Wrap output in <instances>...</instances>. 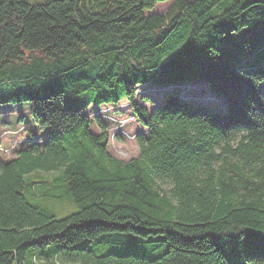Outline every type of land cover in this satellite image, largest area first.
<instances>
[{
  "label": "trees",
  "instance_id": "16d2710c",
  "mask_svg": "<svg viewBox=\"0 0 264 264\" xmlns=\"http://www.w3.org/2000/svg\"><path fill=\"white\" fill-rule=\"evenodd\" d=\"M167 1L0 0V104L47 131L0 153V264H264V0ZM121 102L147 131L126 163L84 113Z\"/></svg>",
  "mask_w": 264,
  "mask_h": 264
},
{
  "label": "rangeland",
  "instance_id": "374dc122",
  "mask_svg": "<svg viewBox=\"0 0 264 264\" xmlns=\"http://www.w3.org/2000/svg\"><path fill=\"white\" fill-rule=\"evenodd\" d=\"M175 1L176 0H168L167 2L159 4L154 12L165 14ZM188 1L192 2L194 0ZM148 85L149 87L140 86L138 88V93L153 94V92H156L152 97L155 105L152 106L153 103H144L139 99L137 100L141 104L148 107V109H153L161 102L162 91L166 90L169 87H162L158 83V81H152ZM181 85L186 86L183 88L184 92L186 88H193L194 86L195 88H197L196 91H193L194 95H200L205 98H207L206 96H210L216 99L217 101L203 102L204 105L210 107L213 111L223 112L225 110L224 97L209 90L205 81H197L194 80L193 77H190L188 81L182 82ZM201 88H204V90L202 91ZM260 89L264 91L263 84L260 85ZM29 104V102L20 101L19 99L12 100L9 103L0 104V138L2 139V143L6 146V148H9V154H3V157H1L3 161L14 157L15 154L13 153L12 148L20 147L28 138L27 135L33 136L35 139L39 140L46 139L47 131L41 129L34 123L29 113ZM92 106L88 107V114L90 118L97 117L100 119V122L94 123L92 131L97 135L103 134L105 132L107 133L108 140L105 146L106 151L113 157L125 163L136 158L139 153L136 141L137 135H147V131L132 116V113L126 106V104L124 102H121L118 107H114L112 104H103L97 108H94ZM86 112L87 109H85L84 113ZM18 114H22L24 116L23 124L27 127L26 132L21 133L11 130L13 129V125L10 124V120L14 123V125H16L14 126V128H17V126L19 125V122L17 123L19 117ZM21 134L24 138L21 137ZM21 140L22 142H19ZM36 176V172L31 173L30 177L32 179V182H34V180L39 181V179L43 177L42 175L39 177ZM30 177L25 176L26 182L30 181ZM167 185L168 184H165L164 186L166 188H169ZM41 189V186H39L38 184L34 185L33 190L35 195L27 197L28 201L31 204L41 208H47L57 218H62L68 213H72L77 210L75 205L68 203L66 200L55 199L54 197L50 196L47 197L45 194H43V191ZM38 252L39 250H33L29 252L26 258L28 259L32 254H38ZM41 262H43V264H50L47 261L44 262L42 258Z\"/></svg>",
  "mask_w": 264,
  "mask_h": 264
},
{
  "label": "built area",
  "instance_id": "2783aa9c",
  "mask_svg": "<svg viewBox=\"0 0 264 264\" xmlns=\"http://www.w3.org/2000/svg\"><path fill=\"white\" fill-rule=\"evenodd\" d=\"M16 132H19V131H16ZM19 142H22V140ZM12 149H14V147ZM0 153L9 154V148H5V147L0 146Z\"/></svg>",
  "mask_w": 264,
  "mask_h": 264
},
{
  "label": "water",
  "instance_id": "95a60500",
  "mask_svg": "<svg viewBox=\"0 0 264 264\" xmlns=\"http://www.w3.org/2000/svg\"><path fill=\"white\" fill-rule=\"evenodd\" d=\"M107 140H108L107 138L104 139V140L100 143V146L105 147L106 144H107Z\"/></svg>",
  "mask_w": 264,
  "mask_h": 264
},
{
  "label": "crops",
  "instance_id": "0c3cea01",
  "mask_svg": "<svg viewBox=\"0 0 264 264\" xmlns=\"http://www.w3.org/2000/svg\"><path fill=\"white\" fill-rule=\"evenodd\" d=\"M18 123V122H17ZM10 124H12L13 125V128H14V126H16V125H14V123L10 120Z\"/></svg>",
  "mask_w": 264,
  "mask_h": 264
}]
</instances>
